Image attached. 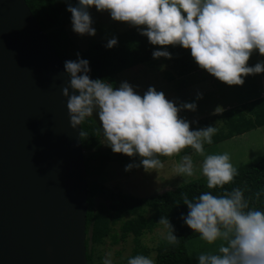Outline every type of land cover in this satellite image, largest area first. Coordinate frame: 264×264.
I'll return each mask as SVG.
<instances>
[{
	"label": "clouds",
	"instance_id": "clouds-1",
	"mask_svg": "<svg viewBox=\"0 0 264 264\" xmlns=\"http://www.w3.org/2000/svg\"><path fill=\"white\" fill-rule=\"evenodd\" d=\"M62 2L68 3L76 34H96L89 11L94 7L107 11L113 21L136 27L152 45L190 50L201 69L228 86L243 85L244 77L264 72V62L248 66L254 51L264 56V0H78L76 6L69 0ZM117 43L112 38L105 47ZM152 56L172 58L166 50L154 51ZM64 69L69 80L62 95L67 97L70 126L75 129L96 113L103 141L112 152L141 158L140 165L129 164L126 171L137 166L161 170L165 164L160 157H172L190 147L203 157L199 171L208 189L223 188L238 175L229 153H205L204 145L212 144L217 132L215 126L192 130L190 122L179 116L182 109L195 111V102L177 106L154 87L141 96L127 82L114 88L107 80L91 79L89 62L79 53L76 60L64 62ZM79 135L87 136L81 128ZM196 171L191 155L182 156L173 168L177 176L192 177ZM260 195L257 192L255 197ZM249 199L241 188L220 195L205 191L191 199L183 195L188 209L187 216H182L184 223L208 244L219 241L215 252L198 255V264H264V211L250 208ZM158 223L167 230L169 244L180 243L166 217ZM103 264H113L111 252ZM127 264L155 261L136 255Z\"/></svg>",
	"mask_w": 264,
	"mask_h": 264
},
{
	"label": "water",
	"instance_id": "water-1",
	"mask_svg": "<svg viewBox=\"0 0 264 264\" xmlns=\"http://www.w3.org/2000/svg\"><path fill=\"white\" fill-rule=\"evenodd\" d=\"M69 77L25 0H0V264H88ZM69 93L71 90L69 89Z\"/></svg>",
	"mask_w": 264,
	"mask_h": 264
},
{
	"label": "trees",
	"instance_id": "trees-1",
	"mask_svg": "<svg viewBox=\"0 0 264 264\" xmlns=\"http://www.w3.org/2000/svg\"><path fill=\"white\" fill-rule=\"evenodd\" d=\"M25 1L41 29L47 34L63 66L66 60H76L79 53L80 58L89 62V77L107 80L114 88L116 77L121 71L154 59L152 53L157 50L171 53L172 70L168 71L167 76L169 81L201 69L191 57L190 50L179 45L165 47L152 45L134 26L104 39L92 41L82 50L66 31V26L71 23V13L66 10L68 3L62 0ZM69 2L76 6L78 0ZM112 38H116L118 43L106 48L107 41ZM211 121L216 124L217 129L212 137V144L264 126V97L214 113ZM81 129L87 134L81 137V144L85 151L87 174L85 245L88 264H94L95 247L105 243L107 238L114 244L131 235L136 243L132 252L133 257L139 254L146 255L147 248L140 245L138 248L139 237L158 226H163L158 223L162 216L169 220L180 243L171 245L165 237L161 238L153 249L155 264H191L187 242L199 234L188 228L182 219L188 212L187 206L183 203L185 193L191 199L205 191L220 195L224 191L241 188L244 190L245 198H250V208L264 211V154L236 168L238 175L232 183L223 188L208 189L206 177L202 176L186 180L164 192L141 198L108 188L101 183L100 177L109 162L118 160L125 163L136 160L139 156L125 157L124 154L113 153L103 141L96 113L93 117L85 119ZM207 145L209 144H205ZM257 192H261L259 199L255 197ZM115 224H118L117 227H114Z\"/></svg>",
	"mask_w": 264,
	"mask_h": 264
},
{
	"label": "rangeland",
	"instance_id": "rangeland-1",
	"mask_svg": "<svg viewBox=\"0 0 264 264\" xmlns=\"http://www.w3.org/2000/svg\"><path fill=\"white\" fill-rule=\"evenodd\" d=\"M89 11L93 20L92 27L96 30L94 36L76 34L72 30L71 23L66 26L67 34L78 43L82 50L86 49L92 41L104 39L130 27L127 23L113 21L107 11L98 12L94 7L90 8ZM257 62H264V56L255 51L248 61V66H254ZM171 70V59L164 57L152 59L121 71L116 77L115 88H118L122 82H127L141 96L149 87H154L157 91H162L166 98L174 101L177 106L183 103L195 102V111L182 109L179 116L190 122L192 130H197L207 126H216L211 121V116L214 113L255 98L264 84V74L262 72L244 77L243 85L228 86L203 69L169 81L167 76L168 71ZM198 94H201L202 98L197 99ZM204 148L206 154L229 153L231 163L238 168L264 154V126L253 128L241 135H236L215 144L204 145ZM184 155H191L194 164L197 166V171L192 177L177 176L173 172L174 166L180 162ZM125 157L128 156L125 155ZM160 159L165 167L156 171H145L142 166L133 167L128 171L125 170L129 164L140 165V157L125 163H120L118 160L109 162L100 175L101 183L113 190H120L125 194L144 198L164 192L186 180L203 176L199 171L203 157L197 155L190 147L184 149L178 155L160 157ZM117 225L115 224L114 227H117ZM165 236L166 229L164 226H158L139 237L138 248L139 245L147 248L148 251L145 256L154 259L155 252L153 249L156 243ZM218 243L219 241L215 244H208L199 236L190 239L187 242V249L191 264H198L199 254L215 252ZM135 247L136 243L131 235H128L125 240L114 244L107 238L105 243L96 245L93 262L94 264H103L106 254L111 252L113 264H127L128 259L134 255L132 252Z\"/></svg>",
	"mask_w": 264,
	"mask_h": 264
},
{
	"label": "crops",
	"instance_id": "crops-1",
	"mask_svg": "<svg viewBox=\"0 0 264 264\" xmlns=\"http://www.w3.org/2000/svg\"><path fill=\"white\" fill-rule=\"evenodd\" d=\"M263 73V72H262ZM264 74V73H263ZM258 97H264V84H263V86H262V88L260 89V92H259V94L255 97V98H258ZM255 98H253V99H255ZM253 99H250V100H253ZM249 100V101H250ZM244 103V102H243ZM232 106H235V105H232ZM231 106V107H232ZM227 108H229V107H227ZM234 137V136H233Z\"/></svg>",
	"mask_w": 264,
	"mask_h": 264
}]
</instances>
